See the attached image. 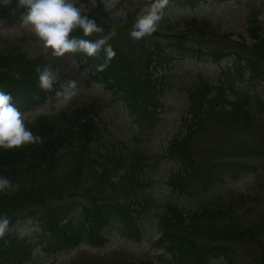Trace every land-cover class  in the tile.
Returning a JSON list of instances; mask_svg holds the SVG:
<instances>
[{"label": "rangeland", "instance_id": "374dc122", "mask_svg": "<svg viewBox=\"0 0 264 264\" xmlns=\"http://www.w3.org/2000/svg\"><path fill=\"white\" fill-rule=\"evenodd\" d=\"M14 1L0 0V5L9 6ZM70 2L85 14L102 3L107 11L123 17L112 26L111 34L115 36L110 34V38L122 48L133 70L152 84L157 95L161 91L162 125L152 135L139 136L121 99L94 79L97 66L87 65L85 59L71 53L54 57L21 21L9 24L0 16V56L20 52L29 60L44 59L46 64L53 61L62 78L61 89L70 81L77 82L76 94L70 99L57 95L43 106L20 111L26 127L32 126L43 114L50 118L59 111H70L87 102L96 104L101 111L99 124L103 130L98 148L124 155L129 163L136 156L143 158L142 164L147 168L143 183L133 188L127 185L130 192L121 195V204L131 205L133 197L143 192L158 210L174 204L189 212L187 219L198 217L187 220V225L182 227V233L190 239L188 245L195 251L190 262L184 260L179 264H194L203 250L216 244L229 246L239 257V264H264V60L258 64L262 77L249 69L233 66L234 51L242 52L245 46L256 42L248 25L254 13L257 19L252 26L257 27V35L264 39V0H167L155 31L140 40L132 39L130 32L137 18L145 15L155 0ZM174 37H181L189 47L203 52L187 54L163 70L149 69L152 45L167 44L176 40ZM213 51L216 56H223L219 64L211 56ZM12 70L16 76L17 69ZM199 88L212 101L221 94L226 104L214 109L207 107L204 125L194 124L196 133L190 153L195 158L197 172L189 179L187 191L190 193L186 195L169 187L168 178L178 171L179 164L165 156L174 136L183 131L184 137L189 132V128L182 126L189 110L188 93ZM213 103L221 104L220 100ZM219 164L235 165L237 176L227 175L218 180L216 173L210 176V171ZM94 167H88L80 156L67 158L57 171L15 181L13 187L18 185V188L0 194V218H7L20 207L29 206L33 210L42 207L50 213L60 205L109 199L108 186L103 188L97 183L99 173ZM208 185L213 186L209 189ZM209 200L218 209L210 218L200 206V201ZM157 215L154 212L146 228L133 238L108 228L102 233L106 238L102 244L101 241L89 245L83 242L50 254L43 250L44 235L31 219L16 222L9 234L32 252L26 264H172V257L158 243L161 232ZM228 233L231 236L226 237ZM210 264L226 263L212 260Z\"/></svg>", "mask_w": 264, "mask_h": 264}, {"label": "trees", "instance_id": "16d2710c", "mask_svg": "<svg viewBox=\"0 0 264 264\" xmlns=\"http://www.w3.org/2000/svg\"><path fill=\"white\" fill-rule=\"evenodd\" d=\"M25 11V8L19 6L18 0H15L9 6L0 5V16L9 24L21 21ZM81 14L94 20L103 31L85 36L80 28H76L70 34V38L76 37L93 41L104 38L107 40L104 47L111 46L115 56L112 60L106 61L103 50L93 57H87L79 52L71 54L85 59L88 65L98 67L106 63L105 70L97 71L93 76L94 79L99 80L106 89L112 91L116 97L123 101L129 117L140 128L142 134L150 133L163 121L160 117L163 108L162 95L160 90L158 91L159 95H157L152 84L143 80L140 76L142 74L133 70L126 54L122 53V48L111 40L112 26L118 23L119 20H123V17L116 12L107 11L102 3L92 9L90 13ZM251 16L248 25L251 26V36L256 42L254 45L245 46L242 52L234 51L235 61L233 66L249 69L258 77H262L263 72L258 64L264 60V39L257 35V27L252 26L255 24L257 15L254 13ZM194 51L203 52L197 50L194 46L189 47L181 37L167 44L159 42L152 45L149 69L151 67L154 70L166 69L174 61L185 58L187 54H194ZM15 53L17 55L10 52L6 57L4 54L0 56V74L3 75L0 78V91H4L12 97L11 103L18 110L42 106L53 99L57 93H62V78L53 61L46 64L44 59L29 60L24 54ZM211 56L212 58L215 57L214 61L217 64L223 57L216 56L214 51L211 52ZM37 66L41 68L50 66L57 74V79L51 90H42L38 87V77L35 72ZM15 68L17 69L16 76L13 75L12 70ZM155 89L157 90V87ZM188 94L189 110L187 113L193 118L189 119L188 115H184L182 126L183 129L189 128V132L184 137H182L183 131L178 136H174V140L167 148L165 157L179 164L178 171L172 173L168 178L169 187L173 191L177 189L178 193L186 195L190 193L187 191L190 184L189 179L197 172L195 158L190 153V146L196 133L194 124L199 122L204 125L207 116L205 115V109L207 107L214 109L215 106L225 107L226 104L219 93L212 101L209 95H205L203 88L190 91ZM216 100H220L221 104L215 105L213 102ZM96 107V104L87 102L83 106H77L70 111H59L50 118L44 114L40 115L28 129L34 135L40 136L42 142L25 144L19 148L8 150L0 149V177L8 178L12 185L15 181V183L21 181L20 179L25 176L57 171L62 160L75 159L80 156L88 167L90 165L97 166L94 167L99 173L97 183L101 184L103 188L108 186L106 192H108L107 197L109 198L101 202L92 199L90 203L60 205L50 213L42 207L33 210L29 206L20 207L18 210L13 211L7 217L10 221L7 230L0 236V264H25V259L31 256V253L27 251L28 247L16 243L9 234V229L18 220L26 221L27 218H31L38 223L40 229L48 235V237H45L46 246L44 249L50 253L53 249L60 250L78 246L83 241L88 245L96 240L103 242L106 238L102 233L108 228H115L128 237H135V234H140L142 229L146 228V224L150 222L154 212L158 214L157 224L161 232L159 244L172 256V264L192 260L195 249L188 245L190 239L182 233L184 231L182 227L187 225V220L193 221L198 217L187 219L189 212L174 204L166 205L165 210H158L154 208L150 198L143 192L133 197V200L129 203L131 205L121 204V195L130 192L127 185L133 188L137 183H143L145 180L143 178L147 176V168L142 164L143 158L136 156L129 163L124 155L111 153L108 150L103 152L98 148L99 141L102 140L103 130L99 124L101 111ZM234 108H237V105ZM214 168L211 169L210 176H212V173H216L217 180L229 174L235 175L234 177L237 176L234 172L238 167L235 165L219 164ZM212 186L208 185V188L210 189ZM10 189L6 191H10ZM200 203L204 215H208L209 218L218 213L216 203L213 200H209L207 203L200 201ZM225 236L231 235L228 233ZM238 258L229 246L216 244L203 250L194 264H210L212 260H221L226 264H239Z\"/></svg>", "mask_w": 264, "mask_h": 264}, {"label": "clouds", "instance_id": "9594fccd", "mask_svg": "<svg viewBox=\"0 0 264 264\" xmlns=\"http://www.w3.org/2000/svg\"><path fill=\"white\" fill-rule=\"evenodd\" d=\"M19 6L26 9L22 15L21 23L28 27L32 33L42 42L44 49H50L54 57H62L66 53H82L87 57L98 55L103 50L106 61L114 58L115 52L111 46L104 47L107 40L99 38L95 41L71 37L70 34L76 28H80L85 36L93 33H101L103 29L96 22L81 14L80 9L74 6L70 0H18ZM167 4V0H155L147 9L145 15L139 16L130 37L140 40L147 35H151L157 22L161 19L162 10ZM115 36V33L111 34ZM107 64L97 67V71H104ZM35 72L38 77V87L42 90H51L57 79V74L50 66L41 68L37 66ZM77 82H68L63 87L62 93L66 99H70L76 94ZM12 97L4 91H0V149L19 148L25 144L42 142V138L34 135L28 129L23 120V114L11 103ZM9 188H15L12 182L6 177H0V192ZM10 221L0 218V236H2Z\"/></svg>", "mask_w": 264, "mask_h": 264}]
</instances>
